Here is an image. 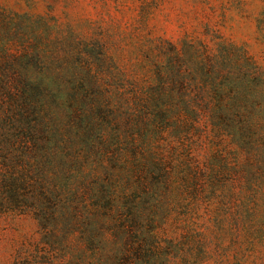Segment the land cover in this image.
<instances>
[{"label":"rangeland","instance_id":"rangeland-1","mask_svg":"<svg viewBox=\"0 0 264 264\" xmlns=\"http://www.w3.org/2000/svg\"><path fill=\"white\" fill-rule=\"evenodd\" d=\"M9 75L59 201L0 264H264V0H0Z\"/></svg>","mask_w":264,"mask_h":264},{"label":"trees","instance_id":"trees-1","mask_svg":"<svg viewBox=\"0 0 264 264\" xmlns=\"http://www.w3.org/2000/svg\"><path fill=\"white\" fill-rule=\"evenodd\" d=\"M8 77L11 80L7 83ZM6 78H0L5 86L1 85V93L10 102L9 106L0 103V213L30 211L37 216L44 210V202L59 201L58 191L50 188L52 175L46 173L51 152L45 146V129L27 115L33 102L31 90L25 89L18 76ZM12 103L18 107L12 108ZM52 210L56 211L55 207Z\"/></svg>","mask_w":264,"mask_h":264}]
</instances>
